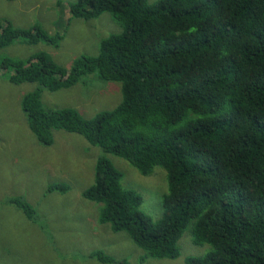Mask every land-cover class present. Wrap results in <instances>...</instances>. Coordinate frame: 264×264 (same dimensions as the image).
<instances>
[{
  "label": "trees",
  "instance_id": "16d2710c",
  "mask_svg": "<svg viewBox=\"0 0 264 264\" xmlns=\"http://www.w3.org/2000/svg\"><path fill=\"white\" fill-rule=\"evenodd\" d=\"M69 7L86 21L110 13L122 31L103 39L97 57L83 55L70 70L46 52L0 61L12 83L38 84L22 99L38 141L51 146L53 131L63 130L143 175L157 166L166 171L159 220L143 211V197L124 187L123 174L105 155L83 192L102 205V224L145 252L142 262L177 259L192 224L194 243L213 250L187 264H264V0H77ZM18 39L56 45L63 35L0 20V49ZM90 74L122 84L118 107L86 119L75 109L43 104L45 90L70 88ZM69 189L48 186L49 192ZM12 202L35 218L26 200ZM92 257L117 263L103 251Z\"/></svg>",
  "mask_w": 264,
  "mask_h": 264
},
{
  "label": "rangeland",
  "instance_id": "374dc122",
  "mask_svg": "<svg viewBox=\"0 0 264 264\" xmlns=\"http://www.w3.org/2000/svg\"><path fill=\"white\" fill-rule=\"evenodd\" d=\"M158 0H149L155 3ZM77 0H0V20L18 28L41 25L63 40L55 44L28 45L18 39L0 49L5 58L26 60L46 52L61 67L70 70L83 55L97 57L100 43L122 31L110 13L91 21L74 18L69 6ZM14 73V72H13ZM12 73L0 67V264H103L92 253L103 251L117 263L187 264L189 257H202L213 250L208 244L194 243L192 224L180 239L177 259L147 258L126 233H114L100 222L101 204L86 200L83 192L94 184L96 163L105 155L123 174L125 188L143 197L142 209L154 220L163 215L162 199L168 192L166 171L157 166L143 175L122 157L107 154L83 136L54 130V144H41L29 128L22 109L23 97L38 84H14ZM43 104L52 109L72 108L84 118L110 111L122 102V84L103 81L96 74L57 92L45 90ZM66 184V192H49L48 186ZM30 203L36 216L28 219L13 203L15 198Z\"/></svg>",
  "mask_w": 264,
  "mask_h": 264
},
{
  "label": "crops",
  "instance_id": "0c3cea01",
  "mask_svg": "<svg viewBox=\"0 0 264 264\" xmlns=\"http://www.w3.org/2000/svg\"><path fill=\"white\" fill-rule=\"evenodd\" d=\"M9 21V20H8Z\"/></svg>",
  "mask_w": 264,
  "mask_h": 264
}]
</instances>
